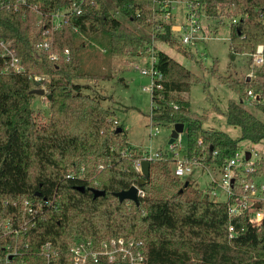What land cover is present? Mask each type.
I'll return each instance as SVG.
<instances>
[{
    "label": "trees",
    "instance_id": "1",
    "mask_svg": "<svg viewBox=\"0 0 264 264\" xmlns=\"http://www.w3.org/2000/svg\"><path fill=\"white\" fill-rule=\"evenodd\" d=\"M28 1L48 13L82 0ZM167 1L174 0L84 1L82 15L72 18L77 30L64 27L55 34V48L68 47L71 52L69 60L59 61L51 60L46 52L40 60L34 56L33 13L28 11L23 18L22 11L0 7V36L14 39L27 69L23 75L0 73V220L11 218L20 225L25 198L53 201L44 204L37 222L20 233L21 245L29 243L33 253L50 240L60 256L68 257L70 244L81 238L100 241L125 236L143 241L146 264H264V230L247 235V215L230 216L227 202L211 197V183L204 192L191 178L177 176L176 159L167 150L161 158L150 160V174L141 185L144 195L139 196L138 204L120 201L115 195L144 177L135 166L144 154L130 144L124 124H115L117 114L103 104L104 97L90 94L86 91L90 86L80 82L90 76L79 57L84 46L77 42L81 35L107 36L106 52L115 56L148 57L155 52L156 66L166 81L164 99L153 110V118L169 125L185 124L186 156L190 160L221 167L242 140H264V119L245 104V99L250 100L264 114V73L247 81V76L222 74L218 61L211 64L215 63L210 73L238 95L237 100L229 101L225 113L227 122L241 130L236 138L205 128L202 116L180 96L203 80L153 45L154 38L193 56L191 48L182 45L172 32L171 23L157 17L159 6ZM190 1L210 18L233 12L237 21L230 24L231 50L254 55L263 45L264 55V0ZM30 73L51 76L47 85L52 94L49 117L33 106L35 80ZM250 90L259 98H250ZM170 99L177 108L168 103ZM22 152L26 158L22 175L12 177L6 164ZM255 167L251 176L264 174V156L257 159ZM81 185L84 191L78 188ZM93 187L106 193L95 197ZM231 224L242 239H229ZM13 240V235L1 238L0 252L3 244Z\"/></svg>",
    "mask_w": 264,
    "mask_h": 264
},
{
    "label": "rangeland",
    "instance_id": "2",
    "mask_svg": "<svg viewBox=\"0 0 264 264\" xmlns=\"http://www.w3.org/2000/svg\"><path fill=\"white\" fill-rule=\"evenodd\" d=\"M110 6L112 9H116L111 2ZM188 10L185 0H176L172 2L171 6L167 4V6L160 7L157 17L158 19L164 18L171 24H184ZM115 12L116 16L134 27L133 23L127 21L117 11ZM200 17V35L203 37L195 45L190 46L193 56L190 57L168 43L154 40V38L153 45L155 49L165 51L203 80V83H194L189 91L180 94L190 101L192 110L202 116L203 126L225 131L236 138L241 135V130L227 122L225 113L229 101L237 100L238 95L210 73V69L215 63L211 64L213 61H218L217 67L222 74L232 73L238 78L245 76L254 78L261 77L264 73V61H258L256 55L240 54L231 50L230 24L234 17L233 12L217 19L207 17L204 12H201ZM107 39V36L97 37V34L81 35L78 39L77 42L84 44L79 54L81 64L90 75L81 79L80 82L90 86L86 90L90 94L104 97L103 104L117 114L114 118L117 120L115 124L118 122L124 124L132 146L143 151H166L170 146L169 140L173 125L152 121L150 116L151 95L148 91L143 90V86L148 84L149 79L142 74L141 68L150 65V60L148 57L108 54L105 47ZM46 93L49 92L46 91ZM245 104L256 115L264 119V114L256 109L250 100L245 99ZM33 106L36 110L41 111L42 116L49 117L52 114L51 100L46 95H36ZM151 124L159 127L158 134L150 135ZM186 130L185 126L184 132L179 136L182 142L181 147H176L180 156L185 154L184 149L187 147ZM239 149L242 152L250 151L251 157L255 161L264 156V140L258 143L242 140ZM24 154V152L20 153L17 159L10 158V164H6L5 168L12 177L15 173V176L22 175L26 159ZM212 177L221 179V175L215 168L206 169L194 165L192 171L182 178H191L201 190L206 192ZM216 190L218 196L215 199L225 201L227 197L224 191L220 187H217ZM211 197L213 196L211 195Z\"/></svg>",
    "mask_w": 264,
    "mask_h": 264
},
{
    "label": "built area",
    "instance_id": "3",
    "mask_svg": "<svg viewBox=\"0 0 264 264\" xmlns=\"http://www.w3.org/2000/svg\"><path fill=\"white\" fill-rule=\"evenodd\" d=\"M75 2L68 7L58 8L54 11L44 13L37 6L29 3L28 0H1L0 7H12L15 11H22L23 18L29 13H33V26L36 41L34 42V56L40 60L44 52H46L53 61L69 60L71 52L68 47L63 49L55 48V34L64 27H71L72 18L82 15L84 11L83 3ZM176 1V0H174ZM172 1V2H174ZM188 7L186 14V22L179 24H171V30L179 40V42L187 47L195 45L203 36L201 33V13L194 7L190 0H185ZM172 2H165V6ZM160 5V4H159ZM174 6V5H173ZM161 6H159L160 8ZM205 15V13H204ZM206 16V15H205ZM167 17V16H165ZM166 20V19H165ZM233 22L237 21V17H233ZM168 22V21H167ZM76 30L77 27L73 26ZM257 60L264 61L263 45L257 49ZM150 65L142 67V74L149 79L148 84L143 86L144 91H148L151 95V119L154 122L153 110L159 107L164 99V83L166 78L157 66V56L153 51L150 56ZM0 73L1 74H27V69L22 58L14 47V39L4 38L0 36ZM30 76L35 80V87L44 88L48 91L47 85L50 83L51 76L46 74H32ZM250 98H259L252 90L249 91ZM168 103L175 108L178 104L174 100ZM159 133V127L151 124L150 135ZM179 137L169 146L167 151L171 157L176 159L174 172L177 176L183 177L192 171L194 165L203 168H215L221 175V179L212 177L211 195L218 196L217 187H220L225 195L228 204L230 216L247 215L246 233L256 234L264 230V174L256 172L255 163L250 156L247 158L246 152L238 149L226 164L219 167L215 165H204L201 161L190 160L185 154L179 155L176 147H181ZM144 156L136 161V168L141 170V162L143 160L158 159L163 156V151L156 152L143 151ZM144 192L139 187L138 197L143 196ZM51 200L33 201L29 198L23 200L25 214L22 222L16 226L11 218H3L0 220V239L14 236V240L3 244L2 252H0V264H54L56 262H67V264H146V255L144 243L142 240L125 237L111 236L100 241H96L92 237H85L74 241L69 246L68 257L59 254L50 240L44 241L38 252L33 253L30 250L29 243L21 245L19 241L20 233L29 225H34L43 212V205L50 204ZM245 229V228H243ZM229 239L231 241L242 239L239 231L231 224L229 226ZM68 258V259H67ZM41 259L43 261H41ZM68 260V261H67Z\"/></svg>",
    "mask_w": 264,
    "mask_h": 264
},
{
    "label": "water",
    "instance_id": "4",
    "mask_svg": "<svg viewBox=\"0 0 264 264\" xmlns=\"http://www.w3.org/2000/svg\"><path fill=\"white\" fill-rule=\"evenodd\" d=\"M250 79H251V77L247 76L246 80L249 81ZM31 92L36 94V95H41V96L46 95L49 100H52V94L46 93L44 88H38V87L36 88L35 87L34 89L31 90ZM184 128H185V124L183 122H177L173 125V129H172L170 140H169L170 144H172L180 136V134L184 132ZM121 129H122L121 127L118 128V131H121ZM246 156H247V158H249L251 156L250 151L246 152ZM149 167H150V161L149 160H143L141 162V170H142V174L144 177L140 178L136 184L131 185L128 189H124V190L116 192L115 195L119 198L120 201L127 199V200H132V201L136 202L137 204L139 203L138 189L148 179L149 174H150V168ZM187 185H188V181L185 182V186H187ZM78 188L82 191L85 190L84 185H81ZM182 190L183 189H181L180 191H182ZM91 191L93 192L95 197L100 196V195H104L106 193V191L104 189L96 188V187L91 188Z\"/></svg>",
    "mask_w": 264,
    "mask_h": 264
},
{
    "label": "crops",
    "instance_id": "5",
    "mask_svg": "<svg viewBox=\"0 0 264 264\" xmlns=\"http://www.w3.org/2000/svg\"><path fill=\"white\" fill-rule=\"evenodd\" d=\"M184 130H185V128H184Z\"/></svg>",
    "mask_w": 264,
    "mask_h": 264
}]
</instances>
